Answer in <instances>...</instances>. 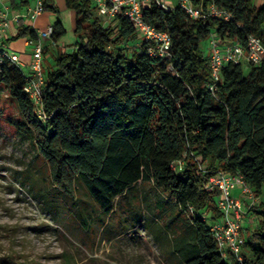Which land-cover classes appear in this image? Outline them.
Instances as JSON below:
<instances>
[{
	"label": "trees",
	"instance_id": "1",
	"mask_svg": "<svg viewBox=\"0 0 264 264\" xmlns=\"http://www.w3.org/2000/svg\"><path fill=\"white\" fill-rule=\"evenodd\" d=\"M43 1L46 10L59 12L55 0ZM65 3L76 14L80 41L70 53L58 51L52 68L45 69L43 117L24 91L28 76L22 69L6 63L0 76L23 118L18 131L48 164L54 189L74 201L87 228L77 186L102 222L124 200L127 217L140 223L135 203L144 201L152 217H163L151 234L167 245L168 264H264V57L258 65L226 64L210 92L202 51L212 34L222 45L246 49L249 37L264 45V5L192 0L204 12L208 5L225 11L226 21L193 20L178 6L165 10L153 3L142 10L143 20L167 32L171 45L166 57L151 58L127 19L106 24L91 0ZM65 33L58 20L54 44ZM20 38L35 40V30L20 25L12 40ZM136 38L139 46L128 53L122 46ZM176 161L183 163L180 172L170 168ZM216 174L241 176L253 194L246 217L253 213L255 219L249 218L254 222L241 261L223 259L211 235L210 225L221 217L219 192L206 183ZM137 186L147 188L142 197L130 195ZM37 194L56 214L50 193Z\"/></svg>",
	"mask_w": 264,
	"mask_h": 264
},
{
	"label": "rangeland",
	"instance_id": "2",
	"mask_svg": "<svg viewBox=\"0 0 264 264\" xmlns=\"http://www.w3.org/2000/svg\"><path fill=\"white\" fill-rule=\"evenodd\" d=\"M55 1L59 12L46 10L40 21L54 14L64 23L66 33L58 41V47L54 46L53 39L49 40L51 59L44 62L47 69L52 68L58 51L70 53L80 41L75 12L62 5V0ZM29 2L33 4V0ZM70 12L75 16L69 18ZM25 40L9 42L8 47L18 51L24 47ZM137 42L136 38L122 47L132 53L138 47ZM207 45L205 41L202 48ZM20 68L30 73L23 63ZM20 121L23 118L16 102L0 85V264H67V260L71 264L169 263L167 245L156 242L151 234L154 227H162L163 217H152L144 201L135 203L140 223L135 224L127 217L128 206L124 200L118 203L117 212L110 218L101 216L102 222L85 190L77 186L76 198L81 199L80 209L89 225L85 227L78 219L74 201L54 189L50 168L37 154L35 144L18 131L16 123ZM136 188L138 192L132 189L130 195L142 197L147 190L145 186ZM39 189L54 198L56 214L38 196ZM251 217L255 219L253 213ZM243 253L248 251L244 248Z\"/></svg>",
	"mask_w": 264,
	"mask_h": 264
},
{
	"label": "built area",
	"instance_id": "3",
	"mask_svg": "<svg viewBox=\"0 0 264 264\" xmlns=\"http://www.w3.org/2000/svg\"><path fill=\"white\" fill-rule=\"evenodd\" d=\"M91 1L97 9L98 15L106 20V24H114L121 18L127 19L136 30L140 39L139 44H146V53L149 57L164 58L168 55L171 45L168 33L150 26L143 20L142 16V10L149 8L153 3L160 5L165 10H170L173 7L167 3V0ZM1 5H4L6 10L0 9V76L6 63L13 64L18 68H20L21 63L26 65L20 55L8 47L7 33L11 26L15 23L31 27L35 30L36 39L27 41V44L32 48V53L31 62L28 64L30 73H25L28 76V82L24 91L35 104L37 114L43 117L41 100L46 78L44 67L46 47L44 42L52 39L54 26L49 25L42 31L33 28L31 25L46 11L43 0H35L34 7L28 9L26 13L15 14L11 19L9 18L8 7L5 6V0H0ZM175 6L182 9L193 20H205L207 17L222 18L226 21L230 19L228 13L217 10L213 5H208L204 12L195 7L192 0H176ZM207 41V57L210 68V83L207 87L210 92L215 91V85L220 80L221 70L226 64L245 62L258 65L264 57V45L257 37H249L246 49L238 43L222 45L214 34L210 35ZM182 166V161L170 164V168L177 172L182 170ZM206 187L216 188L219 192L217 208L221 217L217 222L210 225L211 235L218 251L223 259L232 255L236 260L241 261L245 245L244 224L252 225L253 223V220L246 217L250 211L247 206H250L254 201L252 191L239 175L216 174L209 177ZM237 187L240 188V195L234 197L232 191Z\"/></svg>",
	"mask_w": 264,
	"mask_h": 264
},
{
	"label": "crops",
	"instance_id": "4",
	"mask_svg": "<svg viewBox=\"0 0 264 264\" xmlns=\"http://www.w3.org/2000/svg\"><path fill=\"white\" fill-rule=\"evenodd\" d=\"M256 2V5H264V0H255ZM14 3L16 4L15 6H13V3H12V0H5V6L8 7V11H9V18L11 19L15 14H20V13H26V11L32 7L35 6V0H33V4H30L29 0H14ZM167 3L171 6V7H174L176 5V0H167ZM66 4L65 3V0H62V5ZM0 9L1 10H6L4 8V5H1L0 6ZM46 13V12H45ZM44 13V14H45ZM44 14H42L35 23H32V27L35 28V29H39V30H45L49 25H52L54 26L55 23L58 22V19L56 18V16L54 14H49V16L47 18H44L43 21H40V19L44 16ZM72 16H75V15H72V13L70 12L69 13V18L72 17ZM57 20V21H56ZM55 21V22H54ZM54 22V23H53ZM64 25V23H63ZM20 25L19 24H13L11 26V29L8 31L7 33V43H8V46H9V42H13V37L16 35V31L19 29ZM29 39L25 40L24 41V47L20 50H16L15 52H17L22 61L26 64V66L28 67V70L30 72V67L28 66V64L31 62V51H32V48L31 46H29L27 44V41ZM16 41V40H14ZM49 42V43H48ZM51 45V41L49 40H46V43H45V47H46V54H45V60H50L51 59V56L49 55L50 53V47ZM55 47H58L57 44L54 45ZM202 51L205 52V53H208L207 52V46L206 48H202ZM44 60V62H45ZM45 67V66H44ZM47 69V68H45ZM49 69V68H48ZM240 195V188L237 187L235 188L233 191H232V196L234 197H238ZM246 222V220H245ZM249 227V225H247V223L244 224V230H243V235L244 237H246V233H247V228ZM247 230V231H246Z\"/></svg>",
	"mask_w": 264,
	"mask_h": 264
}]
</instances>
